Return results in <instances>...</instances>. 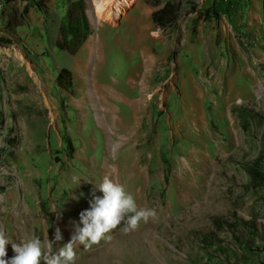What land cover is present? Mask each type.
Wrapping results in <instances>:
<instances>
[{"label":"rangeland","instance_id":"1","mask_svg":"<svg viewBox=\"0 0 264 264\" xmlns=\"http://www.w3.org/2000/svg\"><path fill=\"white\" fill-rule=\"evenodd\" d=\"M93 2L0 0V228L55 250L108 176L156 218L76 264H261L264 0Z\"/></svg>","mask_w":264,"mask_h":264},{"label":"clouds","instance_id":"2","mask_svg":"<svg viewBox=\"0 0 264 264\" xmlns=\"http://www.w3.org/2000/svg\"><path fill=\"white\" fill-rule=\"evenodd\" d=\"M102 196L92 192L90 207L79 214V224L75 225L70 240L53 250V245L62 240L57 227L54 240L42 241L38 236L10 240L0 228V264H76V246L91 248L102 240H110L114 230L123 224L126 232L135 231L141 222L156 218V211L150 208H138L135 197L126 186L105 176L97 184ZM82 225V227L80 226ZM11 243L14 255L7 257V245Z\"/></svg>","mask_w":264,"mask_h":264},{"label":"trees","instance_id":"3","mask_svg":"<svg viewBox=\"0 0 264 264\" xmlns=\"http://www.w3.org/2000/svg\"><path fill=\"white\" fill-rule=\"evenodd\" d=\"M179 9V4L174 3L172 1H166L159 9L153 11L150 14L151 22L154 26L157 28H165L167 26H170L173 24L177 18V12ZM77 23L75 22L72 27H76ZM5 40L3 38H0V42H4ZM78 46V44H76ZM61 45L59 46V48ZM61 49V48H60ZM68 72L65 69H60L56 75V82L59 83L63 78H66L67 85H69V77ZM261 264H264V259L261 262Z\"/></svg>","mask_w":264,"mask_h":264},{"label":"bare ground","instance_id":"4","mask_svg":"<svg viewBox=\"0 0 264 264\" xmlns=\"http://www.w3.org/2000/svg\"><path fill=\"white\" fill-rule=\"evenodd\" d=\"M135 0H94L95 11L103 16L108 22L116 24L125 7H130ZM123 4L124 6H121ZM121 18V17H120Z\"/></svg>","mask_w":264,"mask_h":264}]
</instances>
